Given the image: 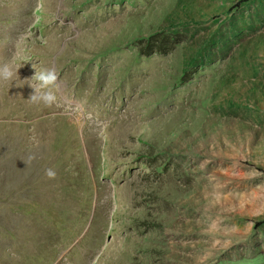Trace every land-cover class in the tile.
Instances as JSON below:
<instances>
[{"label": "rangeland", "instance_id": "1", "mask_svg": "<svg viewBox=\"0 0 264 264\" xmlns=\"http://www.w3.org/2000/svg\"><path fill=\"white\" fill-rule=\"evenodd\" d=\"M4 64L0 264H264V0H0Z\"/></svg>", "mask_w": 264, "mask_h": 264}, {"label": "clouds", "instance_id": "2", "mask_svg": "<svg viewBox=\"0 0 264 264\" xmlns=\"http://www.w3.org/2000/svg\"><path fill=\"white\" fill-rule=\"evenodd\" d=\"M18 69L11 64L0 66V80L13 81L14 78H19L17 75ZM30 80L36 81L34 85L28 84L34 90V94L29 99L30 101L37 104L43 103L46 106L57 103L58 97L55 90L60 87V82L59 73L55 68L42 69L40 72H36ZM45 175L49 179H55L56 172L49 168L46 170Z\"/></svg>", "mask_w": 264, "mask_h": 264}, {"label": "trees", "instance_id": "3", "mask_svg": "<svg viewBox=\"0 0 264 264\" xmlns=\"http://www.w3.org/2000/svg\"><path fill=\"white\" fill-rule=\"evenodd\" d=\"M168 42H170V43H168ZM179 42H181V41H178V39H168V38H164V39H162L161 40V44H162V46H164V43H165V45H167V44H170V45H168L169 47H167V48H165V47H162V48H160V49H158L159 47H157V51L158 52H160L161 54H167L168 52H170L175 46H176V44H178ZM154 51L153 50H150L149 52H148V55H150V54H152Z\"/></svg>", "mask_w": 264, "mask_h": 264}, {"label": "bare ground", "instance_id": "4", "mask_svg": "<svg viewBox=\"0 0 264 264\" xmlns=\"http://www.w3.org/2000/svg\"><path fill=\"white\" fill-rule=\"evenodd\" d=\"M20 96V95H19ZM86 130V129H85ZM91 134V133H90ZM94 161V160H93Z\"/></svg>", "mask_w": 264, "mask_h": 264}]
</instances>
